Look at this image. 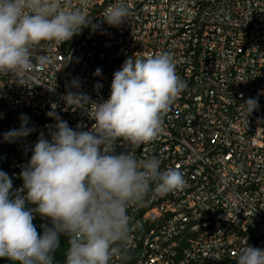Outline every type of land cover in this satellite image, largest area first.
Segmentation results:
<instances>
[{
	"label": "built area",
	"instance_id": "obj_1",
	"mask_svg": "<svg viewBox=\"0 0 264 264\" xmlns=\"http://www.w3.org/2000/svg\"><path fill=\"white\" fill-rule=\"evenodd\" d=\"M115 2L92 0L86 15L95 29L84 27L62 45L42 42L48 64L20 78L0 73V170L13 191L22 188L19 173L39 134L55 124L53 107L73 129L95 123L90 112L66 104L67 92L107 100L126 58L167 52L186 87L163 115L157 139L136 156H156L161 171L178 168L186 186L149 193L128 208L139 226L111 264H236L246 241L264 249V0H126L127 21L111 27L101 18ZM250 97H258L259 109L248 117L239 104ZM21 114L34 131L4 141L3 133L20 127ZM127 150L117 143V154ZM34 224L50 221L39 215Z\"/></svg>",
	"mask_w": 264,
	"mask_h": 264
},
{
	"label": "clouds",
	"instance_id": "obj_2",
	"mask_svg": "<svg viewBox=\"0 0 264 264\" xmlns=\"http://www.w3.org/2000/svg\"><path fill=\"white\" fill-rule=\"evenodd\" d=\"M91 6L92 0H0V73L20 78L36 64H48L42 42L62 45L82 28L98 27L86 15ZM129 15L126 0H116L101 19L120 27ZM101 72L98 68L94 75ZM73 87L79 85L73 81ZM185 87L173 57L164 52L126 58L113 74L107 100L67 92L66 104L90 112L95 123L89 130L73 129L53 107L48 115L55 124L46 126L47 136L39 134L19 173L23 187L13 191L12 179L0 170V258L11 264H54L63 235L65 264H111L139 226L132 224L128 208L142 205L149 193L160 197L186 186L178 168L161 171L156 156H136L137 149L157 139L163 115ZM239 105L249 117L259 109L258 97ZM19 119L20 127L3 133L4 141L22 140L34 131L26 114ZM118 142L130 150L117 154ZM35 214L50 221L42 235L33 223ZM235 256L236 264H264V249L247 241Z\"/></svg>",
	"mask_w": 264,
	"mask_h": 264
},
{
	"label": "trees",
	"instance_id": "obj_3",
	"mask_svg": "<svg viewBox=\"0 0 264 264\" xmlns=\"http://www.w3.org/2000/svg\"><path fill=\"white\" fill-rule=\"evenodd\" d=\"M27 206L32 208L35 205H30L29 204ZM38 216H39V214H35V217L33 219V223H35V221L37 220ZM47 226H50V224H48ZM35 227L37 229L38 234L42 235L43 231H44V227H40V225H35ZM67 248H68L67 237L62 235L60 237V246H59V248L56 250V252L54 254V264H65ZM0 264H11V262L8 261L6 258H0Z\"/></svg>",
	"mask_w": 264,
	"mask_h": 264
}]
</instances>
